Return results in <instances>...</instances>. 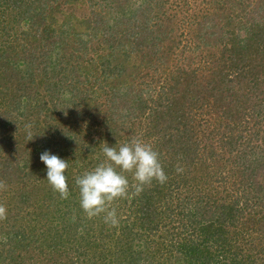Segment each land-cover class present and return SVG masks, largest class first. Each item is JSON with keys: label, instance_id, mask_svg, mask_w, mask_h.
I'll return each instance as SVG.
<instances>
[{"label": "trees", "instance_id": "trees-1", "mask_svg": "<svg viewBox=\"0 0 264 264\" xmlns=\"http://www.w3.org/2000/svg\"><path fill=\"white\" fill-rule=\"evenodd\" d=\"M134 137L168 180L88 218L75 177ZM0 204V264H264V0H0Z\"/></svg>", "mask_w": 264, "mask_h": 264}, {"label": "clouds", "instance_id": "clouds-1", "mask_svg": "<svg viewBox=\"0 0 264 264\" xmlns=\"http://www.w3.org/2000/svg\"><path fill=\"white\" fill-rule=\"evenodd\" d=\"M26 126V135L31 140L34 135ZM27 140V141H28ZM104 159L90 170L83 171L75 177L78 190L79 206L88 218L103 215L104 222L110 226L118 224L115 208L112 202L127 198L130 194H139L145 186L153 181L160 184L168 180L160 161V154L154 146L140 137H134L119 145L109 146L103 142L101 149ZM40 160L46 168V179L52 189L67 199L70 189L66 177L68 160L60 158L45 150L40 154ZM177 168V171H182ZM131 175V182L129 176ZM7 208L0 204V220L6 218Z\"/></svg>", "mask_w": 264, "mask_h": 264}, {"label": "rangeland", "instance_id": "rangeland-1", "mask_svg": "<svg viewBox=\"0 0 264 264\" xmlns=\"http://www.w3.org/2000/svg\"><path fill=\"white\" fill-rule=\"evenodd\" d=\"M87 7L85 6V8H83V10L81 11V10H78V12L81 14H88V12H87V9H86Z\"/></svg>", "mask_w": 264, "mask_h": 264}]
</instances>
